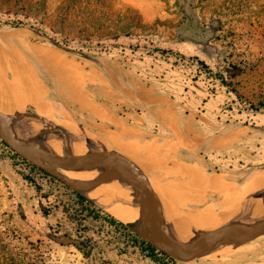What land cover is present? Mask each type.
Segmentation results:
<instances>
[{
  "label": "rangeland",
  "instance_id": "374dc122",
  "mask_svg": "<svg viewBox=\"0 0 264 264\" xmlns=\"http://www.w3.org/2000/svg\"><path fill=\"white\" fill-rule=\"evenodd\" d=\"M65 2L0 0V35H18V50L39 80L41 65L30 60L20 45L27 42L53 47L84 75L80 83L77 71L76 77H69L77 85L73 97H83L91 106L68 96L60 87L41 99L42 91L38 85L34 87L32 78L30 96L38 105L35 108L29 101L18 106V113L6 114L8 125L18 116L35 118L38 124L34 128L40 130L33 131V137L43 139L47 130L56 135L63 148L72 141L64 131L76 139L82 138L73 129L92 140L107 141L108 132L129 128L130 141H137L139 147L126 157L138 170L148 179L156 176L163 185L184 187L179 191L182 204L174 203L178 212L199 221L201 216L202 220L220 219L217 215L204 216L205 207L229 198L246 199L249 183L258 179L252 204L264 183V0H107L114 14L113 26L107 30L92 20L86 25L80 7L72 9V16L63 25L59 14ZM53 67L60 74L59 80L68 78ZM43 110L46 115L40 113ZM59 110L67 111L64 131L48 123L58 120ZM51 142L49 148L56 149ZM168 142L189 151L198 145L194 166L200 173L197 191L185 189L187 178L142 167L145 162L157 165L163 161L161 145ZM110 150L122 151L115 144ZM189 151L184 150L188 158ZM17 154L0 140V230L16 231L17 238L4 234V240L8 252L18 248V264L21 256H42L44 262L40 264H264V235L242 242L227 241L229 245L218 243L209 253L172 260L151 243L152 231L144 218L131 227L124 222L125 226L112 225L103 213L116 214L87 197L84 188L70 187ZM36 158L54 163L48 157ZM210 173L221 179L212 186L215 190L204 184ZM102 194L108 205L120 204L113 192ZM79 195L85 197L83 204ZM159 201L162 207L164 201L160 197ZM219 219L218 227H237L242 218ZM163 220L169 233L180 225L196 227L178 219ZM169 221L179 225L170 229ZM261 221L264 214L257 225H262ZM199 234L170 233L178 245ZM137 235L158 249L155 260L141 250Z\"/></svg>",
  "mask_w": 264,
  "mask_h": 264
},
{
  "label": "bare ground",
  "instance_id": "6f19581e",
  "mask_svg": "<svg viewBox=\"0 0 264 264\" xmlns=\"http://www.w3.org/2000/svg\"><path fill=\"white\" fill-rule=\"evenodd\" d=\"M8 35V34H7ZM12 37V36H11ZM6 43V42H5ZM49 49V48H48ZM37 50L38 53L42 54L43 56H46L49 58V60L52 62L53 66L57 67L59 70H61L63 73H65L68 77H72L74 75V77H76V71H77V67L74 66L73 64H70L65 58L64 56L62 57L61 54L57 53L56 51H50V50ZM15 52V51H14ZM11 53V52H10ZM19 52H17L16 54H18ZM34 53H36V51H34ZM15 54V53H14ZM11 55V54H10ZM13 56H16V55H13ZM12 56V57H13ZM18 56V55H17ZM37 56V55H36ZM40 56V55H39ZM39 58V57H38ZM44 58V57H43ZM42 58V60H43ZM17 59H15L16 61ZM22 67V66H21ZM28 68V67H27ZM19 69V68H18ZM75 72V74H74ZM24 76V75H23ZM3 77V76H2ZM30 78V77H29ZM32 79V78H31ZM30 83V82H29ZM74 83V82H73ZM28 84V83H27ZM20 85V84H19ZM33 85V83H32ZM23 86V85H22ZM20 86V87H22ZM36 86V84H34V87ZM32 87V86H31ZM33 87V88H34ZM32 88V89H33ZM20 90V88H18ZM22 90V89H21ZM26 90V89H25ZM23 91V90H22ZM21 91H18V97H21L20 95ZM46 94V93H45ZM43 95V93H42ZM45 96V95H44ZM21 99V100H20ZM18 100H20L19 102L22 103V98H20ZM18 102V103H19ZM33 102V101H32ZM17 103V102H16ZM48 103V102H47ZM50 103V102H49ZM48 103V104H49ZM55 104V103H54ZM53 104V105H54ZM21 105V104H20ZM19 105V106H20ZM38 105V104H37ZM36 105V106H37ZM45 105H47L45 103ZM56 105H54L55 107ZM43 107V106H42ZM49 106L47 105V108ZM41 108V107H40ZM45 108V107H44ZM59 108V107H57ZM51 109V108H50ZM55 109V108H54ZM52 108V110H54ZM62 110V109H61ZM64 111V109L62 110ZM29 112V111H28ZM46 112V110L44 111L43 110V113L42 111L40 112L42 115H44ZM55 112H58V111H55ZM67 111L65 112H60L59 110V116H58V120L55 121V122H48L47 119H45L44 122H48L50 123L51 125H57L59 126L62 130H63V124L66 123V119H67V114H66ZM21 114H24L21 113ZM55 114V113H54ZM53 114V115H54ZM46 115V114H45ZM26 116V115H24ZM23 117H20L18 116V120H15L14 123H11L9 126H16L17 125V129H18V134L13 132L12 130H10L9 128V131L12 135V137L14 139H16L17 141L19 142H24V143H28L29 144V147H28V150L31 151V153H33L36 157H39V158H42V157H48L50 160H52L53 162H57L59 160H63V159H66L68 155H78L76 153H74V151H82L83 153L80 154V155H83V154H86L90 151L92 152H99V153H105L107 150L105 148L102 147V145L100 144L101 142H99L98 140H92L88 137V135H86L85 133L81 132V131H78L76 129H73V131L79 135L82 139L78 138L76 139L73 135H71L68 131H64L66 133V136H68V141H71L67 144V146L65 148H63V145L61 142H59L55 137L56 135L54 136L52 133H48L47 130L44 132V138L45 140H47V142H45L44 138L43 139H36L33 137V131H36V132H39V130H37V128H34L35 125H37L35 123V118L33 119H25ZM57 116V114L55 115V117ZM29 117V116H28ZM46 117V116H44ZM69 117V116H68ZM70 119V118H69ZM72 119V118H71ZM50 120V119H49ZM13 122V121H12ZM40 122V121H39ZM74 123V122H72ZM40 124V123H39ZM46 124V123H44ZM71 124V123H70ZM50 125V126H51ZM39 126V125H38ZM37 126V127H38ZM46 127H48V125H45ZM73 128H76V126H74ZM78 128V127H77ZM16 129V131H17ZM35 129V130H34ZM42 131V130H41ZM40 131V132H41ZM47 132V133H46ZM42 133V132H41ZM89 133V132H88ZM108 136V135H107ZM121 137V136H120ZM109 139V138H107ZM48 141H52V145L53 146H57L56 149H54L53 147H50L48 146ZM101 141V140H100ZM112 141V140H111ZM104 142V140L102 141ZM120 142V141H119ZM104 144V143H103ZM50 145V144H49ZM113 145V144H112ZM51 146V145H50ZM105 147V144L103 145ZM129 150V149H128ZM100 171V173H105L108 169H109V166L107 167H101V168H98L96 167L95 164L93 163H89V164H86V165H83V166H80L78 168H60L61 171H63L64 173H73L75 174L76 179H82V180H89V181H94L96 179H98L102 174H100L99 172H97V170L95 168ZM181 167H179V170H180ZM183 169V168H181ZM187 169V168H185ZM182 170V171H186V170ZM197 170V169H196ZM181 171V170H180ZM189 171V170H188ZM192 172H194L192 170ZM181 173V172H180ZM183 173V172H182ZM257 173V172H256ZM188 173H184V175ZM200 174V173H198ZM203 174V173H202ZM205 174H208V173H205ZM214 174V173H213ZM210 173V175L207 176V182L204 183L202 181V183L212 187V186H215L217 185L218 183H220V176L219 175H213ZM255 174V173H254ZM71 175V174H70ZM186 175V176H187ZM189 175H192V173L190 174L189 172ZM195 175V174H193ZM253 175V174H252ZM251 175V176H252ZM197 176V174L195 175V177ZM199 176V175H198ZM224 176V175H223ZM222 176V177H223ZM261 176V175H260ZM206 177V176H205ZM221 177V178H222ZM190 178H192L190 176ZM202 178H204V176H202ZM253 178V177H252ZM251 178V179H252ZM205 179V178H204ZM249 179V178H248ZM193 180V179H192ZM196 181V180H195ZM199 181V180H198ZM258 181V179H257ZM257 181L256 179H253L249 185H248V189L247 187H245L247 190H248V195H247V198L246 199H236V198H229V199H224L222 201H220V203H210L207 205V207H205V210H204V213L203 215L207 214V216L209 215H217V217H221L220 219L222 220H239L241 219L238 223H237V227L238 228H248V227H255V226H258L257 223L259 222V220L261 219V217L263 216L264 214V201H263V195H264V183L261 184L260 186V193L258 194V196L254 199L253 203L251 204V201L250 199L253 197V195L256 193L257 191ZM189 182V181H188ZM201 183V182H200ZM228 183V182H227ZM203 185V184H202ZM245 185V184H244ZM156 186H159L158 184H156ZM220 186V185H219ZM218 186V187H219ZM92 187L94 186H86L84 188V193H86L89 197H91L92 199H94L95 201H97L99 204H101L103 207L105 208H108L110 209L114 214H116L115 216L123 219V220H130V221H133L135 222V212H136V209H137V206H136V202H135V199L140 202L143 206V203L145 202V196L143 194V191L141 190V187L138 186L134 181H130V180H126V179H123V178H119V177H111L109 178L107 181L105 182H102L100 184H97L95 185L94 189H91ZM231 187V186H230ZM229 187V188H230ZM233 187V186H232ZM231 187V188H232ZM238 187V186H237ZM206 188V187H205ZM213 188V187H212ZM216 188V187H215ZM173 189V188H172ZM214 189V188H213ZM226 189V188H225ZM245 189V190H246ZM80 190V189H79ZM169 191H166V197H167V200L168 201H171V203H176V202H180V201H183L184 199L182 200H179L180 197L182 196V192H173L171 191L170 189H168ZM215 190V189H214ZM175 191V190H174ZM102 192H104L105 194H111V192H113V195H115V197L118 199V201L120 202V204H111V205H108L106 203L107 200H105L104 198H102ZM219 192V191H218ZM129 193V194H128ZM106 196V195H105ZM131 196V197H130ZM201 196V195H200ZM199 196V197H200ZM246 196V195H245ZM114 197V198H115ZM184 197V196H183ZM203 197V195L201 196ZM107 199L109 200V198L107 197ZM166 199V198H165ZM165 199H162V200H165ZM110 200H112L110 198ZM117 201V202H118ZM166 201V200H165ZM250 201L249 205H248V202ZM163 202V201H162ZM181 203V202H180ZM168 204V203H167ZM165 204V205H167ZM182 204V203H181ZM100 205V206H101ZM178 205V203H177ZM248 205V207H247ZM251 205V206H250ZM142 206L140 207V213H141V218L139 220V222H141L144 218L142 212H141V208ZM247 208V209H246ZM180 211V210H179ZM201 212V211H200ZM192 214V213H191ZM198 214V213H197ZM200 216V214H198ZM204 215V216H205ZM194 216V215H193ZM203 216V217H204ZM167 217V216H166ZM210 217V216H209ZM207 217V218H209ZM216 218V217H215ZM157 219H158V222L163 226L164 224L161 222L160 220V217H159V211H158V215H157ZM175 219H178L180 220V222H182L183 224L187 225V226H196V227H186V226H183V225H180V229L178 230H174L173 228L179 224H173L171 221L167 222L168 223V228L174 230H172L170 233H173L174 232H180L181 235H184L186 234L188 231H193V232H196V233H200L197 237H195L194 239H192L190 242H187V243H184V244H181L179 245L180 248L182 249H187L194 241L195 239H197L201 234L207 232V231H210V230H213V229H216L218 228V225L220 222H216V220L218 219H215L214 220H202V216H201V221L199 220H196L197 218H194L192 217L191 215L189 214H185V213H180L178 212L177 215H176V218ZM219 219V220H220ZM172 223V224H170ZM223 223V222H222ZM225 223V222H224ZM235 223V222H234ZM262 223V221H261ZM231 224V223H230ZM233 224V223H232ZM264 224V221L263 223ZM222 225V224H221ZM236 225V224H235ZM228 226V225H227ZM198 227V228H197ZM207 227V228H206ZM220 227H223V226H220ZM188 230V231H187ZM219 243H223V244H227V241L222 239ZM218 246V245H217ZM216 247V246H215ZM215 247L213 249H215ZM212 249V250H213ZM211 250V251H212Z\"/></svg>",
  "mask_w": 264,
  "mask_h": 264
},
{
  "label": "crops",
  "instance_id": "0c3cea01",
  "mask_svg": "<svg viewBox=\"0 0 264 264\" xmlns=\"http://www.w3.org/2000/svg\"><path fill=\"white\" fill-rule=\"evenodd\" d=\"M17 42H18V35L17 34H12L10 36L0 35V64H2L0 66L1 67L0 68V112L1 113H3V114L18 113V106L20 104L21 105L27 104V102L32 101V99H34V98H32V96H30V94L32 92V87H31L32 81H30L31 78L34 79V82L36 83V85H38L39 89L43 93V98H41V99H45V97H48L49 95L54 94L56 91L55 89L58 87H60L61 89H64L68 93V96H70L72 98H74L73 97L74 95H77V85L75 83H73L74 81L69 79V77L63 78V80H59L60 74L54 69L53 64L49 60V58L46 56H43L42 54L37 52V50H46L48 48H49L48 50L53 51L54 50L53 47H49V46L44 45V44H32L31 45L27 42L24 43L23 45H20L21 48L25 52H27L28 55L31 56L30 60L38 62L41 65L42 74L40 73L38 75V76H40L39 77L41 80L40 81L34 75V71L31 68V66L28 64V61L26 59H24V57L22 56V53L18 50V45H17L18 43ZM36 48H37V50H36ZM34 51H36V53H34ZM17 52H19V53L16 54ZM13 55H16V56H13ZM42 58H43V60H42ZM15 59H17V60L15 61ZM62 74H65V73H62ZM77 76H78V81L80 83V81H82L81 78H83L84 75L83 74L80 75V73L78 72ZM20 86H22V87H20ZM18 88H20V90ZM78 89H79V86H78ZM18 91H21V93H20L21 97H18ZM22 93H23V95H22ZM20 98H22V101L23 100H25V101L22 103L19 102L21 100ZM18 99H20V100H18ZM74 99L77 101H80L82 104H89L90 105V103L86 99H83V97L81 100H78L76 98H74ZM45 102H47V101H45ZM36 103H38V102L33 101L35 108H36ZM95 112H96V114H98L100 116L99 112H97V111H95ZM14 122H15V120L12 119L11 121H9V125L11 123H14ZM16 127H17V125L16 126L15 125L9 126L8 128L10 130H12L13 132L18 134V129H17L18 127L17 128ZM16 129H17V131H16ZM130 136H131L130 129L129 128H123V130H120L117 132L116 131L108 132V136H106V139L107 138H109V139H107V141L104 140V142H102L103 140L100 141V139H98L97 136L96 137H97L98 141L101 142L100 144L102 145V147L105 148L106 150H110V146H112V144H115L122 149V151L120 153H122L124 156H126V155H131V154L134 155L133 152L139 147L137 141H130ZM140 137H141V135H140ZM103 143L105 144V147L103 146L104 145ZM161 147H163L162 151H165L164 152L165 153L164 160L158 162L157 165L154 164L155 162L153 163V161L149 165H147V162H145L144 165L142 166L144 168V170H146V169L147 170H154V169L158 170L159 169V170H162L163 173H167L170 176H174V177L179 176V177L187 178V182L188 181L189 182H188V186L185 187V189L187 190V188L189 187L188 190L194 189L195 191H197L198 187H199V181L198 180L200 179V177L198 176L199 175L198 170H196V168H194V166L196 165L197 160H198V145H196L195 147H192L190 149L193 151H189V149L187 147H181L180 145H176V144L173 145V143H171V142L165 143L164 145H161ZM184 150H186V152H188V151L190 152L189 158L184 155ZM193 157H194V160H193ZM179 167H181L183 169L180 168V170H181L180 171ZM185 168H187V169H185ZM184 169L186 171H182ZM192 170L194 172H192ZM185 172L188 173V175L187 174L184 175ZM189 172H190V174L192 173V175H189ZM193 174H195V175L197 174V176L195 177V175H193ZM190 176L192 178H190ZM148 180H149L150 184L152 185L153 189L155 190L157 196L160 197L161 200L166 198L165 200L168 201L167 197L165 195L166 191H169L168 189H170L173 192H177V191L179 192V191H182V188H184V187L179 186L177 184L163 185L160 183L159 179H157L156 176L150 177V179H148ZM156 184H158L159 187H156ZM83 193H84V190H83ZM84 194L87 197H89L86 193H84ZM101 196H102V198H104L103 194ZM89 198H91V197H89ZM92 200H94V199H92ZM165 200H162V201H164L166 204ZM95 202H97V201H95ZM164 202L162 203L163 204L162 207L159 208V217H160V220L163 224H164V220H163L164 218H168V219H172V220L175 219L176 215L178 213V210H179L178 207L174 203H172L171 205H165ZM106 203H107V201H106ZM99 205H101V204H99ZM101 207H103V206L101 205ZM134 218H135V222L130 221V220H121V219H119V220L126 222V223H137V222H139V220L141 218L140 207H137Z\"/></svg>",
  "mask_w": 264,
  "mask_h": 264
},
{
  "label": "water",
  "instance_id": "95a60500",
  "mask_svg": "<svg viewBox=\"0 0 264 264\" xmlns=\"http://www.w3.org/2000/svg\"><path fill=\"white\" fill-rule=\"evenodd\" d=\"M0 138L20 156L73 188L95 186L107 181L111 177L134 181L141 187L145 196V202L143 203L141 212L152 231L149 240L152 244L175 259L187 260L198 255L209 253L222 239L229 242H242L264 235V224L248 228L223 226L201 234L187 249H182L168 230L158 222L157 215L160 208L159 197L148 178L138 170L128 157L120 154L116 150H110L105 153L90 151L83 155H68L66 159L54 163L40 160L28 151V143L19 142L12 137L8 129V118L6 114L1 112ZM89 163H94L98 168L109 166V169L94 181L76 179L60 171V168H78Z\"/></svg>",
  "mask_w": 264,
  "mask_h": 264
},
{
  "label": "trees",
  "instance_id": "16d2710c",
  "mask_svg": "<svg viewBox=\"0 0 264 264\" xmlns=\"http://www.w3.org/2000/svg\"><path fill=\"white\" fill-rule=\"evenodd\" d=\"M76 7H80L83 9V11L81 12L82 15L81 18L87 21L86 25L89 22V20H92V22L93 21L97 22L102 30H107L113 26L112 22L114 21L113 19L114 14L112 13V9L109 8L108 6L107 0H66L59 14L61 18V23H63V25H65V23L68 22L70 16H72L71 15L72 9H75ZM59 30H63V29H59ZM121 30L123 32H127L124 31V29ZM0 140L6 146H8L1 138ZM79 199H80V204H83L85 201V197L79 195ZM96 212L103 213V211L100 209H96ZM103 215L104 218L112 225H115L117 227L125 226L124 223L126 222L123 223V221L119 220L114 215H111L109 213H103ZM132 224L133 223H130L128 226L131 227ZM4 234L11 237L15 236L17 238L15 230L9 229L8 231L5 232L0 230V264H18V248L14 249L12 252H8V244L4 240L5 238ZM136 238H137L136 241L138 242V245L140 246L141 250L147 252L148 256L155 260L158 249L155 246H153L150 242H148L146 239L139 238V235H137ZM160 252L162 253V255L174 260L172 257L167 255L166 252L164 251H160ZM20 258H21L20 259L21 264H40L41 262H44L43 261L44 258L42 256L31 257V258L21 256ZM25 260H28L29 262Z\"/></svg>",
  "mask_w": 264,
  "mask_h": 264
}]
</instances>
